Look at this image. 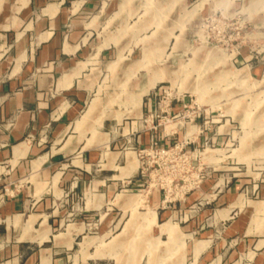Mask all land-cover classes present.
<instances>
[{
	"label": "crops",
	"instance_id": "0c3cea01",
	"mask_svg": "<svg viewBox=\"0 0 264 264\" xmlns=\"http://www.w3.org/2000/svg\"><path fill=\"white\" fill-rule=\"evenodd\" d=\"M139 1L0 0V194L21 182L12 195H0V264H122L115 242L104 250L101 239L154 234L191 240L185 264H234L249 252L252 264H264L263 217L256 216L254 224L246 219L249 209L264 211V200L234 196L245 184L240 179L187 221L180 213L213 189L215 176L171 209L150 211V218L119 216L134 208L137 193L131 191L143 183L128 147L152 140L167 146L175 140L169 127H190L183 119L163 123L161 115L182 107L169 100L160 112L156 93L147 92L135 113L127 106L110 117L97 94L90 98L102 67L135 62L121 59L115 25L118 17L133 15ZM160 1L178 5L179 15L186 0ZM231 1L206 0L204 10L214 4L232 10ZM252 2L261 6L263 0ZM159 197L153 192L147 207ZM237 202L242 206L233 205ZM231 209L239 213L229 221ZM232 237L234 246L227 244ZM85 240L92 243L82 247Z\"/></svg>",
	"mask_w": 264,
	"mask_h": 264
},
{
	"label": "rangeland",
	"instance_id": "374dc122",
	"mask_svg": "<svg viewBox=\"0 0 264 264\" xmlns=\"http://www.w3.org/2000/svg\"><path fill=\"white\" fill-rule=\"evenodd\" d=\"M235 1H231L232 10H226L228 4H214L207 12L206 0H186L178 15L176 4L169 2L166 6L160 0H142L133 15L117 18L115 35L121 44L120 57L135 62L118 67L108 63L102 67L90 98L97 94L105 107L110 108L105 110L107 117L124 113L127 106L135 113L147 92L158 94L156 107H166L169 100L178 102L182 109L172 123L188 121L183 113L199 116L193 118L187 129L177 127V131L169 127L168 131L175 135L173 143L184 139L189 142L188 151L193 147L206 149L200 155L206 175L199 184L187 163L178 159L165 165L153 164L148 168L150 174L142 176L143 183L131 191L137 193L131 200L134 208L120 211L119 216L146 214L150 218V211L171 209L213 176L216 178L213 189L180 213L185 221L196 216L203 205L213 203L229 184L239 179L245 184L234 196L264 200V189L260 191L264 187V0L261 6L252 5L253 0ZM119 71L126 73L115 79ZM118 107L120 112H113ZM135 161L140 159L136 157ZM153 192L160 195L159 201L147 207L146 200ZM238 202L233 205L242 206ZM237 211L231 209L229 221L236 217ZM246 216L252 224L258 220H254L256 216L263 217L259 221L264 231V211L256 213L249 209ZM114 242L122 264H185L191 240L154 234L152 238L99 241L104 250H109ZM90 243L92 240H85L81 246ZM227 244L234 246L235 237L229 238ZM130 258L132 262L127 263ZM252 258L249 252L232 262L252 264ZM108 262L112 264L111 260Z\"/></svg>",
	"mask_w": 264,
	"mask_h": 264
},
{
	"label": "built area",
	"instance_id": "2783aa9c",
	"mask_svg": "<svg viewBox=\"0 0 264 264\" xmlns=\"http://www.w3.org/2000/svg\"><path fill=\"white\" fill-rule=\"evenodd\" d=\"M189 110V109H188ZM187 110V111H188ZM160 112H165L163 111L162 107H159ZM186 111V112H187ZM194 112V111H193ZM192 113V112H191ZM180 111L174 113V114H168L165 113L161 115V120L163 123H167L172 121L173 118L179 117ZM150 116V115H149ZM184 117H187L188 119V124H191L193 122L194 117H198L199 114L197 115H191L189 113L185 114L183 113ZM183 117V118H184ZM146 119V118H145ZM144 119V123H146ZM182 119V117H181ZM180 121H177V123ZM135 129H132V132H135ZM3 143H0V147L2 146ZM189 142L187 140L181 141V142H175V143H170V145L163 146L158 143L156 140H152L149 142V145L144 146V147H133L129 146L128 148L132 149L136 157L140 159L139 161V174L141 176H144V174H150L148 171H150L148 168L149 166L157 165H165L167 162H171L172 159H178L182 163H187L189 166L188 168L194 173V179L196 184H199L202 178L205 177L206 173L204 172L203 169V162L201 161L202 158H200V155L202 154V151L206 150H200L198 148H192L191 150H187V145ZM21 186V182H13L11 185H6L3 187L1 196L3 195H12L14 191H16L19 187Z\"/></svg>",
	"mask_w": 264,
	"mask_h": 264
},
{
	"label": "bare ground",
	"instance_id": "6f19581e",
	"mask_svg": "<svg viewBox=\"0 0 264 264\" xmlns=\"http://www.w3.org/2000/svg\"><path fill=\"white\" fill-rule=\"evenodd\" d=\"M112 68V67H111ZM91 109H92V107H89V109H88V112L84 115V116H82V120H85V117L86 116H88V114H89V112L91 111ZM83 122V121H82ZM81 122V123H82ZM78 124V123H77ZM170 230V229H169Z\"/></svg>",
	"mask_w": 264,
	"mask_h": 264
}]
</instances>
